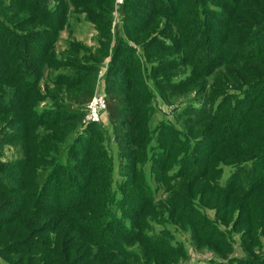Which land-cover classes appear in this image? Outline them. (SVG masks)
Wrapping results in <instances>:
<instances>
[{"label": "trees", "instance_id": "16d2710c", "mask_svg": "<svg viewBox=\"0 0 264 264\" xmlns=\"http://www.w3.org/2000/svg\"><path fill=\"white\" fill-rule=\"evenodd\" d=\"M8 1L0 5V16L10 12L0 19V264H180L177 233L191 243L211 237L224 257L239 228L242 257L203 262L264 264V0H173L159 38L146 33L139 52L123 40L110 47L111 69L125 54L118 89L106 95L115 157L105 126L79 130L89 91L40 92L48 69L69 68L48 81L69 90L97 69L51 49L67 4ZM189 91L173 110L180 129L149 128L153 92L167 100Z\"/></svg>", "mask_w": 264, "mask_h": 264}, {"label": "rangeland", "instance_id": "374dc122", "mask_svg": "<svg viewBox=\"0 0 264 264\" xmlns=\"http://www.w3.org/2000/svg\"><path fill=\"white\" fill-rule=\"evenodd\" d=\"M22 1V0H21ZM55 0H52V2ZM64 3L68 6L67 13V21L64 25L59 24L58 26H55L53 29V33L56 36L54 38V42H51V49H53L56 53L57 59L64 60L65 58L74 59L78 62H82L84 64H92L95 63L97 65L96 72L90 76V84H85L87 86H83L81 88H76L75 90H69L62 88L60 86L52 87L51 84H48V81L51 77H53L56 74H59L60 70H67L69 68H60V69H48V71H45L43 78L44 80L41 82L39 88L40 92L46 96L45 92L47 91V98L52 99L53 98H69L71 96L70 94L76 93L77 90L82 91H89V101L98 94H104L111 95L110 91L118 89L117 85H115L116 81L122 80L121 71L123 70V66L125 67V54L123 53L118 62H115V66L113 69H111L110 65L112 63V51L110 47L119 43L120 40L126 41L127 45L129 47H137L142 43L143 39L146 38V33H151V36L158 37V34L160 30L166 27L168 24V17L166 16L167 12L172 9L173 0H130L128 2H133L135 4V7L133 5L126 6L123 8V12L121 11L120 7L125 2V0H75V3L77 5H74L72 0H62ZM9 4L8 0H0L1 4ZM165 3V4H164ZM184 3V2H183ZM160 4H162L160 6ZM185 4V3H184ZM186 5V4H185ZM136 7H139L136 9ZM182 9V8H181ZM185 9V8H184ZM30 10L28 11V13ZM158 12H162V15H156V18H154L155 14ZM2 16H9L10 12L2 11ZM13 13V12H11ZM28 13H25L28 14ZM185 12L179 13L178 21H180V18L184 17L182 14ZM30 14V13H29ZM0 16V19L3 17ZM189 17V18H188ZM186 17L187 19L191 16ZM98 19L99 21H105L108 23V26H101L100 23L92 24L91 22L87 21V19ZM56 23H58L57 20H55ZM199 21V20H198ZM20 22V20H19ZM164 23V24H163ZM146 25V32L145 34H139L136 35L134 33H129L126 31V28H134L138 27V31L141 27H145ZM44 24H37L34 26V29H43ZM102 27V28H101ZM14 29V26H12ZM167 28L165 29V31ZM18 31L20 29L18 28ZM26 31V30H25ZM215 34H218L217 32ZM103 35V36H101ZM106 35V36H105ZM106 37V38H105ZM164 35L162 36V38ZM105 38V39H104ZM109 38V39H108ZM140 39V42L136 39ZM159 38V37H158ZM146 40V39H144ZM137 41V42H136ZM101 43L104 45H109L108 50L104 53L98 52V55H102L103 59L100 62H95L93 60V56L97 55L98 51L97 49L101 47ZM47 45V43L45 44ZM66 45V47H65ZM77 49L75 52V55L73 54L74 50ZM100 49V48H99ZM72 51V52H71ZM139 52V51H138ZM141 53V52H140ZM143 53V52H142ZM141 53V54H142ZM165 57L164 59H174L178 56L176 54L172 53H164ZM162 57V58H163ZM147 59V57H145ZM153 59L147 60V62L152 61ZM123 65V66H122ZM116 68H120L119 71L114 72ZM60 71V72H59ZM91 85V86H89ZM49 94V96H48ZM155 98L153 101V113L149 117V123L148 126L150 129L154 128L159 122L166 121L175 129H180L181 121L178 122V120H174V108L177 106L178 103L185 101L186 98H190L191 91L185 94H182L181 96L175 97L170 96L163 100L161 96L155 92H153ZM51 96V97H50ZM45 97V98H46ZM88 101V103H89ZM87 103V104H88ZM107 103V102H106ZM86 105H84V108H86ZM107 117V111L106 116ZM83 120V118H82ZM80 129H83L82 127V121L80 123ZM101 128V127H100ZM110 124L107 120L106 125L104 127V130L108 132V138L111 139L109 148L111 150L112 156H116L117 153V147L116 142L112 141V134L110 131ZM103 129V128H101ZM7 149V148H6ZM7 156H11V151H6ZM115 159V158H114ZM116 160V159H115ZM207 214L212 217V212L208 211ZM194 219H196V222L200 225V222L197 218L193 216ZM229 226L228 228H230ZM202 233L206 234V230L202 229ZM242 232V229L239 228L236 234L233 235L234 239V246L231 252L226 253L224 257L222 256H216L213 252V248L217 247L214 242H212V238L210 237L209 242L205 241H198V243H191L189 240V237L187 234L183 233H177L176 237L177 240H180V242L183 243L186 255L181 259L180 264H206L203 261L209 260V261H226L233 259L234 257H242L243 254L240 250V239L239 236ZM209 239V238H207ZM264 250V249H263ZM254 255L257 256V258H261L262 255L258 254V250H255ZM1 263V260H0Z\"/></svg>", "mask_w": 264, "mask_h": 264}, {"label": "built area", "instance_id": "2783aa9c", "mask_svg": "<svg viewBox=\"0 0 264 264\" xmlns=\"http://www.w3.org/2000/svg\"><path fill=\"white\" fill-rule=\"evenodd\" d=\"M106 106L107 103L105 95L102 93L95 95L85 108L82 127H86L90 124L105 126L107 122V117L105 118Z\"/></svg>", "mask_w": 264, "mask_h": 264}]
</instances>
